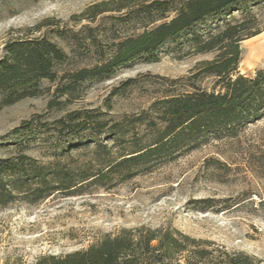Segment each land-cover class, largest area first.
I'll return each mask as SVG.
<instances>
[{"label": "rangeland", "instance_id": "374dc122", "mask_svg": "<svg viewBox=\"0 0 264 264\" xmlns=\"http://www.w3.org/2000/svg\"><path fill=\"white\" fill-rule=\"evenodd\" d=\"M102 1L110 0H0V60L6 54L7 42L30 34H48L69 52L67 41L57 38V30L79 32L89 26L95 34L105 33L116 42L136 31L134 26L122 25L116 12L105 13L95 22L79 17L90 5ZM253 9L263 24L264 10ZM46 20L49 24L37 30ZM183 42L184 38L180 44ZM240 46L238 71L253 77L264 69V32ZM84 48L82 57L58 64V79L42 80L36 95L11 103L7 93L0 91L1 159L16 163L19 155L25 154L50 173L69 167H89L91 172L105 169L118 157L153 142L154 135L135 119L142 116L148 122L152 118L151 105L166 90L163 79L189 77L199 63L216 55H185L176 51L177 45H168L155 61L138 59L109 77L76 84L72 94L59 92L66 82L61 77L98 62V56ZM100 49L110 54L109 43L103 42ZM214 84L212 77L198 83L208 91ZM75 113L92 115V127L99 122L122 123L124 132L116 138L106 133L107 129L99 134H58L54 123ZM33 119L42 127L14 134ZM46 125L48 128H43ZM81 139L88 146L77 153L75 146ZM98 142L107 146L105 153L94 151ZM28 184L9 174L0 179V264H32L42 256L86 250L106 235L139 227H169L206 242V246L244 252L264 264V117L233 137L209 139L151 168L122 166L121 175L114 172L111 180L78 193L42 196Z\"/></svg>", "mask_w": 264, "mask_h": 264}, {"label": "trees", "instance_id": "16d2710c", "mask_svg": "<svg viewBox=\"0 0 264 264\" xmlns=\"http://www.w3.org/2000/svg\"><path fill=\"white\" fill-rule=\"evenodd\" d=\"M253 7L264 10V0H110L90 5L79 17L89 22L108 12L120 13L117 20L131 25L136 31L120 39L84 26L79 32L57 30V38L67 41L69 52L47 35L13 39L5 45V56L0 60V91L7 93L8 101L15 102L39 91L42 80L56 81L55 67L82 57L83 47L98 56V62L70 72L58 89L72 94L76 84L89 79L109 77L117 69L138 60L155 61L161 49L177 45L176 51L193 54L216 53L214 59L199 63L191 76L163 79L165 92L151 105L152 118L144 122L142 116L135 123L145 125L154 135L152 143L120 156L105 169L91 172L89 167L74 170L56 168L48 172L46 166H36V160L20 154L12 159L0 158V179L5 174L34 186L42 196L48 193H78L92 184L111 180L114 172L130 164L153 167L172 160L184 152L196 149L209 139L235 136L238 131L264 117V69L253 77L238 71L242 60L240 43L264 32ZM174 16H171V15ZM239 14V16H236ZM49 20L36 27L48 25ZM202 29V30H200ZM85 34L84 37H80ZM102 33V32H100ZM99 33V34H100ZM184 38V42L180 41ZM119 39V38H118ZM109 43L107 56L99 45ZM179 46V47H178ZM84 48V49H85ZM95 49V51H93ZM212 77V91L198 85ZM132 80H128L129 85ZM54 123L61 136L65 132L79 136L87 131L104 132L115 138L124 132L122 123L99 122L90 124L92 115L69 116ZM42 127L38 120L25 121L21 130L32 131ZM48 126H43V128ZM77 153L86 151L88 142L80 140ZM81 149V150H80ZM94 151L105 153L107 146L97 143ZM103 151V152H102ZM68 153V152H67ZM71 154V153H68ZM27 163H30L27 165ZM76 173V174H74ZM264 205V201L261 202ZM257 258L244 252L211 247L178 230L161 227L123 229L106 235L88 249L65 255L40 257L32 264H261Z\"/></svg>", "mask_w": 264, "mask_h": 264}]
</instances>
